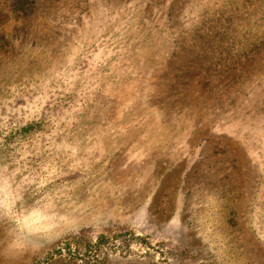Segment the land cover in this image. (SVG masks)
Returning <instances> with one entry per match:
<instances>
[{"label": "rangeland", "instance_id": "rangeland-1", "mask_svg": "<svg viewBox=\"0 0 264 264\" xmlns=\"http://www.w3.org/2000/svg\"><path fill=\"white\" fill-rule=\"evenodd\" d=\"M0 264H264V0H0Z\"/></svg>", "mask_w": 264, "mask_h": 264}]
</instances>
